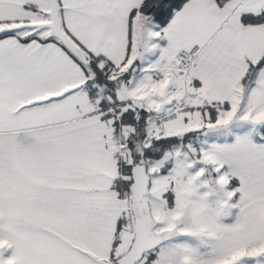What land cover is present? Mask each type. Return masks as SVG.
Instances as JSON below:
<instances>
[{"label": "snow or ice", "instance_id": "snow-or-ice-1", "mask_svg": "<svg viewBox=\"0 0 264 264\" xmlns=\"http://www.w3.org/2000/svg\"><path fill=\"white\" fill-rule=\"evenodd\" d=\"M0 264H264V0H0Z\"/></svg>", "mask_w": 264, "mask_h": 264}]
</instances>
